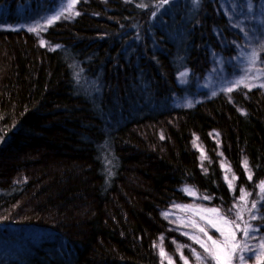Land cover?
I'll list each match as a JSON object with an SVG mask.
<instances>
[{"label": "trees", "instance_id": "16d2710c", "mask_svg": "<svg viewBox=\"0 0 264 264\" xmlns=\"http://www.w3.org/2000/svg\"><path fill=\"white\" fill-rule=\"evenodd\" d=\"M57 5L0 0V233L29 229L0 234V264H164L186 189L226 210L264 182V90L182 104L199 95L180 75L231 40L213 0H79L41 39L7 27Z\"/></svg>", "mask_w": 264, "mask_h": 264}, {"label": "rangeland", "instance_id": "374dc122", "mask_svg": "<svg viewBox=\"0 0 264 264\" xmlns=\"http://www.w3.org/2000/svg\"><path fill=\"white\" fill-rule=\"evenodd\" d=\"M219 12L225 15L228 20V28L230 29V41L222 44L220 50H210V62L206 68L203 77H194L193 73L180 75L179 81L183 85L193 86V91L199 96L195 99H186L182 104L193 105L197 100H202L201 96H208L209 98L219 95L229 96L233 91L245 88L251 90L254 88H261L264 84V0H213ZM79 0H75L74 7L69 10L68 5L72 0H58V5L41 20L32 25H18L7 26L8 28L27 30L36 28L37 31H30L41 39V34L44 30L57 24L58 22H68L74 20L77 16V4ZM59 15V19L53 20L51 24L48 23L50 19ZM193 77V79H191ZM181 79V80H180ZM237 81L243 83L237 84ZM231 87V92L227 89ZM197 150L203 158H205V149L198 144ZM221 157L222 169L226 183L235 189L237 179L232 168ZM195 195H190L185 190L186 200L182 203L171 204L164 215L167 225L175 231L173 235L163 234L158 241L157 250L161 256L164 264H216L209 254L197 243L192 237H196L202 243L211 244L208 237L211 236L213 240H221L223 237L216 228L212 227L208 220L211 219L219 226H223L222 222L218 220L215 214L208 212V209H218L220 214L229 220H235L236 223L244 226V221H247L252 228L258 229L254 231L252 236L245 239L243 234L237 231V241L241 245V251H238L237 256L233 259V264H264V257H260L258 262L257 256L260 253L259 245L264 241V193L261 188L254 194L246 192H239L235 203L230 207L222 209L212 204V200L197 194L192 189ZM247 194L246 200L241 197ZM253 203L256 208L253 209ZM241 213L243 221L237 218V213ZM256 216V219H252ZM203 217V218H202ZM205 228L207 235L199 229ZM29 229L21 230L13 226L6 229L3 237L6 234L11 240L10 232H26ZM227 231V229H225ZM8 240V241H11ZM0 242V253L5 252L9 247L17 244ZM247 245L253 251L243 250V246ZM20 248V247H19ZM22 253L24 248H20ZM13 250V247L10 251ZM163 252V255L161 254ZM244 257L240 261V256Z\"/></svg>", "mask_w": 264, "mask_h": 264}, {"label": "snow or ice", "instance_id": "6c2138e0", "mask_svg": "<svg viewBox=\"0 0 264 264\" xmlns=\"http://www.w3.org/2000/svg\"><path fill=\"white\" fill-rule=\"evenodd\" d=\"M164 3H167L168 0H163ZM75 0H72V3L68 5L69 10L74 7ZM79 13H76L78 15ZM59 15L53 17L48 21L49 24L53 22L55 19H59ZM30 31H37L36 28L29 29ZM44 41H41V45L43 46ZM185 75V74H182ZM243 83V81H237V84ZM261 87H264V84L260 85ZM233 89L229 87L227 91L231 92ZM245 167H247V163H245ZM249 179H251V176H249ZM231 186V184H230ZM261 192L264 193V182L260 184ZM186 191L189 192L190 195H195L194 192L191 190L186 189ZM247 194L241 197L242 200H246ZM262 199H264V196H262ZM252 208H256V204L253 203ZM210 213L215 214V216L218 218L219 221L222 222L223 226H219L216 222L209 219L208 223L216 228L217 231L220 232L223 239L221 240H213L211 236L208 237V240L211 242V244L202 243L199 239L196 237H192L194 240H196L197 243L201 244V247L205 249V251L209 254V256L216 261V264H233V259L237 256L238 251H241V245L239 241H237V231L241 232L243 234V237L245 239L252 236V233L254 231H258V229H253L250 224H248L247 221H244V226L241 227V224L236 223L235 220H229L228 218L222 216L218 209H208L207 210ZM203 218V217H202ZM237 218L241 221H243V216L241 213H237ZM256 216H252V219H256ZM227 229V231L225 230ZM201 232H204L205 235H207V232L205 228L201 227L199 229ZM260 253L257 256L258 262L260 261V257H264V241H262L259 245ZM243 250L247 251H253L252 249L248 248V246L245 244L243 246ZM163 255V252L161 253ZM240 261L244 260V257L241 255L239 257Z\"/></svg>", "mask_w": 264, "mask_h": 264}, {"label": "bare ground", "instance_id": "6f19581e", "mask_svg": "<svg viewBox=\"0 0 264 264\" xmlns=\"http://www.w3.org/2000/svg\"><path fill=\"white\" fill-rule=\"evenodd\" d=\"M167 228L174 234L175 233V231H173L172 229H171V226H167Z\"/></svg>", "mask_w": 264, "mask_h": 264}]
</instances>
